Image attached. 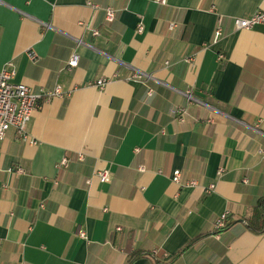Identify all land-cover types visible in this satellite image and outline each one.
<instances>
[{"label": "crops", "instance_id": "1", "mask_svg": "<svg viewBox=\"0 0 264 264\" xmlns=\"http://www.w3.org/2000/svg\"><path fill=\"white\" fill-rule=\"evenodd\" d=\"M256 11L264 0H0V69L13 61V82L63 92L27 139L0 140V264H126L131 251L264 264V221L244 220L264 199V24L233 27ZM222 213L231 224L215 231Z\"/></svg>", "mask_w": 264, "mask_h": 264}, {"label": "built area", "instance_id": "2", "mask_svg": "<svg viewBox=\"0 0 264 264\" xmlns=\"http://www.w3.org/2000/svg\"><path fill=\"white\" fill-rule=\"evenodd\" d=\"M157 4L165 5L167 0H153ZM94 6V5H93ZM115 17V11L107 7L105 9V18L107 21H112ZM257 24H264V12L256 11L249 17L240 18L235 17L233 19V27L235 29H247L251 28ZM177 26L175 20H171L168 23V29L173 30ZM221 26L218 25L216 28L215 34H221ZM137 31H142V25L139 23L137 25ZM92 35H98L99 32L97 29H91ZM32 61H36L37 57L35 55H30ZM190 58L186 59L189 61ZM79 54L76 51H73L67 59L65 69L71 71L78 65ZM15 73L13 61H8L4 67L0 69V140L5 137L6 132L9 129H14L18 135L23 139L28 138L27 125L30 121L32 113L40 107L42 101H48L51 97L54 96H63V92L60 87H55L54 89L41 93L40 91H34L31 87L23 83L13 82V76ZM145 77V74L134 71L129 76L125 77L127 80L131 79H141ZM107 82L106 78H100L92 82V85L102 89L104 84ZM152 92L151 89L148 90V94ZM174 113H179L183 115L185 113V108L182 106H177L174 109ZM181 121L183 117L179 118ZM137 150V149H136ZM260 152H262L260 150ZM264 155V152H262ZM81 157V156H80ZM68 163L67 158L63 157L57 164V168L66 167ZM11 171V169H10ZM16 172L21 173L22 169L18 167ZM222 173V169L218 170V175ZM99 181L107 182L109 180V173L107 170H99L95 173ZM181 173L179 170L173 171L172 180L178 182L180 179ZM190 183L195 184L196 181H191ZM214 187V184L211 183L206 191L208 192ZM227 213H222L217 222V228L223 226V221L226 218ZM78 235L82 238H86V233L82 230L77 231Z\"/></svg>", "mask_w": 264, "mask_h": 264}, {"label": "trees", "instance_id": "3", "mask_svg": "<svg viewBox=\"0 0 264 264\" xmlns=\"http://www.w3.org/2000/svg\"><path fill=\"white\" fill-rule=\"evenodd\" d=\"M263 204H264V199H260L257 203V205L254 208V214L253 216L244 219L245 220V225L249 229L260 232L263 228V221H264V210H263ZM219 218L215 222V231H219L222 228H228L231 224V221H227V216L223 221V226L217 228V222ZM140 256L148 257L152 261L153 264H171V260H164V255H161L158 253V251H142V252H136V251H131L128 254V259L126 264H131L135 259H137Z\"/></svg>", "mask_w": 264, "mask_h": 264}]
</instances>
